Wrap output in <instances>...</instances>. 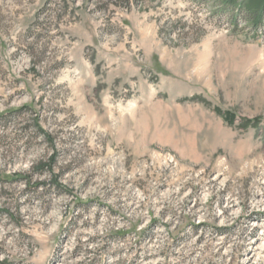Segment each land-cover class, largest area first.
I'll return each mask as SVG.
<instances>
[{
    "label": "rangeland",
    "instance_id": "rangeland-1",
    "mask_svg": "<svg viewBox=\"0 0 264 264\" xmlns=\"http://www.w3.org/2000/svg\"><path fill=\"white\" fill-rule=\"evenodd\" d=\"M263 3L0 0V264H264Z\"/></svg>",
    "mask_w": 264,
    "mask_h": 264
},
{
    "label": "trees",
    "instance_id": "trees-1",
    "mask_svg": "<svg viewBox=\"0 0 264 264\" xmlns=\"http://www.w3.org/2000/svg\"><path fill=\"white\" fill-rule=\"evenodd\" d=\"M219 2H221L222 3V5H229V6H234L235 5V2L237 1V0H218ZM252 16V20L253 21H256V23H261L263 20H264V3L262 4V7H261V9H259V11L258 12H254V11H251V12H249ZM254 13V14H253ZM257 13V14H256ZM45 168H48V165L46 164V165H41V169L40 170H42V169H45ZM39 170V171H40ZM31 179H29V180H26V182H28V181H30ZM30 183V182H29ZM37 185V184H36ZM146 232V231H145Z\"/></svg>",
    "mask_w": 264,
    "mask_h": 264
}]
</instances>
